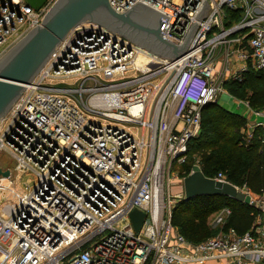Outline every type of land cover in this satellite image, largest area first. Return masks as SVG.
<instances>
[{
	"label": "built area",
	"instance_id": "2783aa9c",
	"mask_svg": "<svg viewBox=\"0 0 264 264\" xmlns=\"http://www.w3.org/2000/svg\"><path fill=\"white\" fill-rule=\"evenodd\" d=\"M55 1L34 8L0 0V47L8 50L41 25ZM107 1L117 13L140 1L167 15L161 36L176 45L204 3ZM205 1V16L171 61L85 21L23 84L0 119V149L14 160L0 175V190L13 171L29 169L35 178L22 193L10 189L15 202L0 206V264H264V192L240 188L257 212L242 234L228 227L191 243L171 222L169 169L186 162L202 106L224 93L225 75L240 81L249 69L264 70V0ZM138 55L149 56L150 66L137 63ZM251 114L247 138L264 127V108ZM134 209L144 213L137 232ZM220 210L230 214L227 206Z\"/></svg>",
	"mask_w": 264,
	"mask_h": 264
},
{
	"label": "water",
	"instance_id": "95a60500",
	"mask_svg": "<svg viewBox=\"0 0 264 264\" xmlns=\"http://www.w3.org/2000/svg\"><path fill=\"white\" fill-rule=\"evenodd\" d=\"M44 1L26 0L34 8ZM208 7L204 0L182 43L176 45L161 36L160 29L167 15L140 1L117 13L107 0H56L42 17V24L29 29L0 56V119L19 95L23 84L32 79L55 45L77 24L85 21L100 24L171 61L183 54L195 31L197 19L205 16ZM8 173V169L0 168V175L7 176ZM183 188L182 199L186 201L201 195H223L250 203L249 193L229 181L205 176L197 164L183 178ZM129 218L137 232L144 213L134 209Z\"/></svg>",
	"mask_w": 264,
	"mask_h": 264
},
{
	"label": "trees",
	"instance_id": "16d2710c",
	"mask_svg": "<svg viewBox=\"0 0 264 264\" xmlns=\"http://www.w3.org/2000/svg\"><path fill=\"white\" fill-rule=\"evenodd\" d=\"M229 79L228 98H244L243 85L248 84L249 105L259 109L258 106L264 103V70L249 69L240 81ZM217 99L201 108L199 134L187 144V159L181 165L183 175L189 173L196 159L205 176L214 178L222 174L235 186H245L251 193L260 194L264 192V127L256 126L247 138L248 134L240 132L245 119L220 105ZM217 112L220 118L214 122ZM224 206L230 208L225 221L227 228L232 227L239 234L251 228L256 210L223 195L178 200L171 210V222L186 240L197 243L213 233L207 224L208 214Z\"/></svg>",
	"mask_w": 264,
	"mask_h": 264
},
{
	"label": "rangeland",
	"instance_id": "374dc122",
	"mask_svg": "<svg viewBox=\"0 0 264 264\" xmlns=\"http://www.w3.org/2000/svg\"><path fill=\"white\" fill-rule=\"evenodd\" d=\"M5 51L7 50H4L0 47V56ZM216 66L217 68H219V64H217ZM229 78L230 77H228V75L224 76V81L222 82L224 93L219 94V96L217 95V98H218L217 101L223 107H226L227 109L231 110L234 113H238L245 119L244 124L240 127V132L247 133L248 130L250 129L248 122L256 120V117L251 114L252 111L264 108V103L258 106L259 109H254L249 105L247 101V96L250 93V86L248 84L243 85V90L245 92L244 98L242 99H237L235 97L228 98L227 96L230 95L227 90L228 89L227 82L230 80ZM219 118H220L219 112H217L215 114L214 122L218 121ZM4 126L5 124L1 123V120H0V133L3 131ZM130 130L136 133H138L139 131L138 128H135L133 126H131ZM198 134H199V131L194 137L198 136ZM194 161L196 162V159ZM13 166H14V160L11 157L9 151L5 148H1L0 149V168L1 170H5V169L12 170ZM190 171H191V168H190ZM183 173H184V170L181 169V165L172 166L169 169V176H168V182H167V188H166L167 189L166 197L168 198V200L171 201L172 206H174L176 202L178 201V198L182 194H184V188H183V176L184 175ZM34 178H35L34 173L31 170L26 169L20 173L13 171L12 172L13 180L11 184L8 182L7 179L2 180L1 183L7 188L0 190V206L5 202H15L14 194L10 191V189H13L16 192L22 193L26 190L24 187L25 185H28V186L33 185ZM237 187L241 189L246 188L245 186H238V185ZM254 195H258V194H254ZM260 195L261 194H259V196ZM263 195H261L260 198H264ZM220 209L221 208L211 211L207 216V224L209 228L213 231V233L210 236L217 235L221 232H224L227 229V227L225 226V221L227 217H222V214L220 213L221 211Z\"/></svg>",
	"mask_w": 264,
	"mask_h": 264
},
{
	"label": "bare ground",
	"instance_id": "6f19581e",
	"mask_svg": "<svg viewBox=\"0 0 264 264\" xmlns=\"http://www.w3.org/2000/svg\"><path fill=\"white\" fill-rule=\"evenodd\" d=\"M148 59H150V57L149 56H145V55H138L137 56V58H136V61H137V63L140 61V62H147V66L146 67H148V66H150V64H151V62L148 60Z\"/></svg>",
	"mask_w": 264,
	"mask_h": 264
},
{
	"label": "crops",
	"instance_id": "0c3cea01",
	"mask_svg": "<svg viewBox=\"0 0 264 264\" xmlns=\"http://www.w3.org/2000/svg\"><path fill=\"white\" fill-rule=\"evenodd\" d=\"M219 96V95H218ZM225 98V97H224Z\"/></svg>",
	"mask_w": 264,
	"mask_h": 264
},
{
	"label": "flooded vegetation",
	"instance_id": "af4514ba",
	"mask_svg": "<svg viewBox=\"0 0 264 264\" xmlns=\"http://www.w3.org/2000/svg\"><path fill=\"white\" fill-rule=\"evenodd\" d=\"M141 36V35H140ZM142 37V36H141Z\"/></svg>",
	"mask_w": 264,
	"mask_h": 264
}]
</instances>
